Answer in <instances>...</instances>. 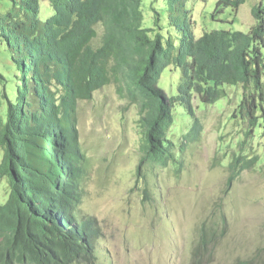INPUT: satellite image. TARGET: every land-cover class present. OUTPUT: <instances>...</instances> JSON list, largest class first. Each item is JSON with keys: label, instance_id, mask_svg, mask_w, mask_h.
<instances>
[{"label": "trees", "instance_id": "1", "mask_svg": "<svg viewBox=\"0 0 264 264\" xmlns=\"http://www.w3.org/2000/svg\"><path fill=\"white\" fill-rule=\"evenodd\" d=\"M160 1L151 10L156 22L167 15L166 23L146 28L143 0H49V17L38 0H0V46L9 64L8 77L0 73V181L7 186L0 264H102V227L83 209L89 164L78 105L108 85L138 107L142 160L176 172L202 132L194 100L213 106L227 88L240 87L230 117L242 134L228 163L231 179L254 167L257 158L243 149L264 120V0L251 10L256 24L248 33L215 30L199 38L185 0ZM244 3L218 0L212 17ZM171 66L179 73L176 98L158 87ZM175 102L190 120L178 141L170 139ZM219 217L209 227L201 223L193 264L214 256L226 224ZM260 255L234 264H264Z\"/></svg>", "mask_w": 264, "mask_h": 264}, {"label": "rangeland", "instance_id": "2", "mask_svg": "<svg viewBox=\"0 0 264 264\" xmlns=\"http://www.w3.org/2000/svg\"><path fill=\"white\" fill-rule=\"evenodd\" d=\"M38 1L43 17H49V0ZM217 1L185 0L197 38L215 30L248 33L256 24L251 10L262 0H245L237 12L227 8L213 18ZM151 4L162 7L160 0H143V25L158 28L166 23L167 15L156 22ZM97 31L100 36L101 27ZM6 54L0 46V73L5 78L9 73ZM178 79L177 69L171 66L162 73L158 87L176 98ZM241 93L240 87L227 88V98L213 106L194 100L202 132L185 147L178 172L171 165H148L142 160L138 107L120 96L114 84L79 103V140L89 164L83 209L102 227L98 247L102 264H193L201 223L206 221L209 227L219 216L226 220L224 237L214 256L206 258L207 264H234L260 254L264 259V120L253 138L244 141V153L257 158L254 167L239 171L232 179L228 168L242 136L241 125L230 119ZM189 124L175 102L170 139L178 141ZM6 198L2 180L0 205ZM217 231L222 232V227Z\"/></svg>", "mask_w": 264, "mask_h": 264}, {"label": "bare ground", "instance_id": "3", "mask_svg": "<svg viewBox=\"0 0 264 264\" xmlns=\"http://www.w3.org/2000/svg\"><path fill=\"white\" fill-rule=\"evenodd\" d=\"M1 242V241H0ZM99 255V254H98ZM99 257H100V255H99ZM99 264V263H98Z\"/></svg>", "mask_w": 264, "mask_h": 264}]
</instances>
